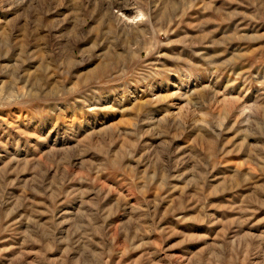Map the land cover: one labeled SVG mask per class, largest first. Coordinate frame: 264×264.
<instances>
[{
  "label": "rangeland",
  "instance_id": "rangeland-1",
  "mask_svg": "<svg viewBox=\"0 0 264 264\" xmlns=\"http://www.w3.org/2000/svg\"><path fill=\"white\" fill-rule=\"evenodd\" d=\"M0 264H264V0H0Z\"/></svg>",
  "mask_w": 264,
  "mask_h": 264
}]
</instances>
